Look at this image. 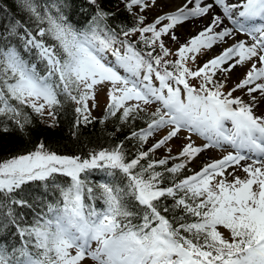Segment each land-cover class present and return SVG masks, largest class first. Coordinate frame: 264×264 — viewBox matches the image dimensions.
Segmentation results:
<instances>
[{
	"label": "snow or ice",
	"instance_id": "obj_1",
	"mask_svg": "<svg viewBox=\"0 0 264 264\" xmlns=\"http://www.w3.org/2000/svg\"><path fill=\"white\" fill-rule=\"evenodd\" d=\"M88 2L95 15L89 27L77 29L59 8L53 14L36 0H14L27 21L14 16L0 27V117L23 131L31 123L24 110L31 109L47 113L53 127L57 110L71 102L74 126L87 125L97 92L106 89L100 123L120 113L121 124L142 119L146 127L125 137L136 141L134 155L123 141L86 158L59 155L41 142L0 161V232L12 228L18 238L11 245L0 240V264H264V115L254 111L264 102V0H246L242 10L226 0H185L148 24L141 13L155 0H121L134 23L118 25L119 31L108 23L114 13L98 0ZM206 16V26L175 52L165 46L162 37L171 30ZM240 33L250 42L236 40ZM171 39L179 42L174 33ZM220 45L218 54L196 64ZM248 65L225 91L230 73ZM238 90L247 101L233 95ZM182 131L186 142L170 155L169 142ZM193 135L206 143L196 146ZM225 146L234 151L180 176L201 153ZM161 149L168 154L157 158ZM234 167L245 177L227 172ZM93 170L111 179L94 187L87 180ZM33 182L45 189L34 199L49 189L55 199L29 223L15 207L35 211L25 198Z\"/></svg>",
	"mask_w": 264,
	"mask_h": 264
},
{
	"label": "trees",
	"instance_id": "obj_2",
	"mask_svg": "<svg viewBox=\"0 0 264 264\" xmlns=\"http://www.w3.org/2000/svg\"><path fill=\"white\" fill-rule=\"evenodd\" d=\"M42 6L49 7L53 14H56L57 8L68 17V22L77 29H85L89 27L92 17L95 15V6L91 5L88 0H36ZM98 3L108 13H114L108 19L111 27L119 31L118 25L131 27L134 23V17L131 16L125 8V4L121 0H98ZM0 8H5V12H0V27L6 25L13 17L27 21V16L21 13L14 0H0ZM33 32L36 31V26L30 24ZM134 37V36H133ZM133 37L126 38L122 35L120 39L128 40L136 43ZM47 43H53L47 41ZM137 47H140L137 44ZM26 55V54H25ZM29 59H31L29 57ZM75 105L71 102H66L57 110L56 126L50 127L46 124L42 117L32 113L31 109H25L31 118V123L27 124L24 130H20L18 126L6 117H0V161L18 155L27 154L36 150L37 146L43 142L46 149L53 151L59 155L80 156L86 158L92 150H100L101 148H110L114 144L121 141L124 142L126 150L130 154H135L136 141L125 140V137L130 135L135 129L139 131L146 127L142 119H137L129 124H121L117 117H108L104 123H100V119H92V122L85 125L81 123L79 126H74L76 121ZM142 117L144 113L140 114ZM7 126L8 131L2 129ZM119 129V131H117ZM151 144L145 145V149ZM172 163L169 161V165ZM191 175L186 170L180 173V176ZM111 178L99 170H93L87 174V180L92 186L98 185L100 182H106ZM27 192L32 195L25 196L30 202L34 203L35 211L31 208L15 207L16 212L23 215V220L31 222L36 212L43 208L44 203L48 200H54V190L49 189L46 195H41L40 199H34L36 194H44L45 189L40 186V182H33L25 186ZM43 201V203H42ZM171 203V201H166ZM2 222V218H0ZM14 230L9 228L5 232H0V240L7 241L9 245L16 243Z\"/></svg>",
	"mask_w": 264,
	"mask_h": 264
},
{
	"label": "rangeland",
	"instance_id": "obj_3",
	"mask_svg": "<svg viewBox=\"0 0 264 264\" xmlns=\"http://www.w3.org/2000/svg\"><path fill=\"white\" fill-rule=\"evenodd\" d=\"M230 2V0H226V2ZM241 4L238 5L240 7H242V5L246 2V0H240ZM185 2V0H155V3L152 7L146 9L143 13H141V15L145 16V24L148 23H152L155 21L156 18H158L159 16L162 15H166V14H170L175 12L179 7H181L183 5V3ZM193 5H190V7H192ZM135 11H139V9H134ZM242 10V8L240 9ZM210 17L206 16L203 18H193L190 19L189 21L178 25L175 29L171 30L170 33L164 37H162V39L165 42V46L167 48H169L171 51L175 52L176 49L181 45L184 44L190 37L195 36L202 27H205L206 24L209 22ZM163 23H167V21H164ZM163 26V25H160ZM158 26V27H160ZM225 26L231 28L232 25L231 23L225 19ZM175 34L176 36L179 37V42L177 43L176 41H173L171 39V35ZM135 40H137V37L134 36L133 37ZM235 39L236 40H249V38L247 36H245L244 34L240 33V34H236L235 35ZM228 43L231 44L233 43V40L231 38H229ZM225 45H220L217 46L213 49V51H211L210 53H208L207 55H203V56H198L197 60H196V64H202L203 61L205 59H209L211 58V56H214L216 54H218V52L220 51L221 47H224ZM109 59H113L111 56L108 57ZM172 59H174L175 57H170ZM190 67L195 68L194 64H191V62L189 63ZM248 67H250V65L246 66V67H242V66H237L236 69L233 70L232 73H230V79L227 80L226 82V88L224 89L225 91L228 90V88L233 87L236 83L239 82L240 79H242L248 69ZM121 73L123 74L122 70ZM190 83H196L195 81H190ZM234 96H240L242 97L245 101L248 100V96L245 95V90H238L236 92L233 93ZM253 95H259L258 93H254ZM91 101H89V106L91 107ZM108 103L107 97H106V89L105 90H99L97 92V107L95 109H92L91 111V118L92 119H104V109L106 107ZM254 111L256 112L257 115H264V102H261L258 106V108L254 109ZM43 121L50 125L52 124V120L48 117L47 113H45V115L42 117ZM230 126V125H229ZM167 132V130H164L160 133H158L155 137L150 138V142L154 143L155 140L161 138L163 135H165ZM188 135L187 132H181L180 133V137L181 139H174L173 141L169 142V146L172 148V152L170 153V155H177L180 151V146L181 144L185 143L186 141L183 140V137ZM192 139L195 141V145L196 146H202L204 143H206V141L196 135H193ZM227 148V146H225ZM229 151H234L231 148H227V150L224 149H216V148H210L207 149L205 152L201 153L195 161H193L192 164H190L188 166V169H185L186 172L189 174H194L195 172L200 171V169L203 167L204 164L211 162L212 160L215 159H221L223 156L227 155ZM168 153L165 152L164 149L158 150L157 156L159 158L163 157L164 155H166ZM172 163H174L172 161ZM242 164L245 163L244 161L241 162ZM235 171V175L240 176L241 178L245 177V173H243L242 170H238L234 168H229L227 170V172H233ZM227 172L225 173V175H227ZM229 180L232 179V177H228ZM223 233L225 238L227 239L229 237V233L224 230L223 228L220 229ZM95 245H93L94 247ZM91 264V262H90Z\"/></svg>",
	"mask_w": 264,
	"mask_h": 264
},
{
	"label": "bare ground",
	"instance_id": "obj_4",
	"mask_svg": "<svg viewBox=\"0 0 264 264\" xmlns=\"http://www.w3.org/2000/svg\"><path fill=\"white\" fill-rule=\"evenodd\" d=\"M228 2V1H227ZM230 2H232V3H236L237 5H240L241 3V1L240 0H230ZM240 9L242 8V7H240V6H238ZM217 14H221L220 12H219V10L217 9ZM223 26H225V20H224V25ZM227 27V26H226ZM204 27H202L201 28V30L203 29ZM200 30V31H201Z\"/></svg>",
	"mask_w": 264,
	"mask_h": 264
}]
</instances>
